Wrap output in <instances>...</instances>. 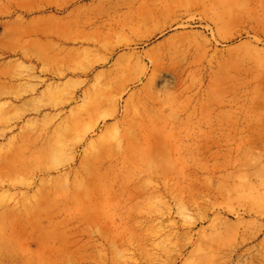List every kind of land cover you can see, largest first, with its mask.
Instances as JSON below:
<instances>
[{
	"label": "rangeland",
	"instance_id": "1",
	"mask_svg": "<svg viewBox=\"0 0 264 264\" xmlns=\"http://www.w3.org/2000/svg\"><path fill=\"white\" fill-rule=\"evenodd\" d=\"M0 264H264V0H0Z\"/></svg>",
	"mask_w": 264,
	"mask_h": 264
},
{
	"label": "bare ground",
	"instance_id": "2",
	"mask_svg": "<svg viewBox=\"0 0 264 264\" xmlns=\"http://www.w3.org/2000/svg\"><path fill=\"white\" fill-rule=\"evenodd\" d=\"M109 117H114V115H110ZM96 125H97V122H94L93 125L89 128L88 131H90V132L94 131V129L96 128ZM131 129H132V127H131ZM129 131H130V127H128V128L126 127V130H125V132L123 133V136H122V139H123V140H128V139H129V136H130ZM120 140H121V139H120ZM81 141H82V140H81ZM118 144H119V145L116 146L117 148L120 147L121 142L118 141ZM126 148H127V145L125 146V150H126Z\"/></svg>",
	"mask_w": 264,
	"mask_h": 264
}]
</instances>
